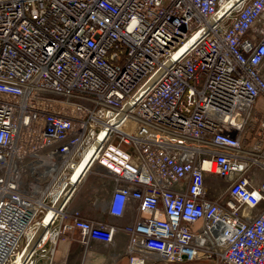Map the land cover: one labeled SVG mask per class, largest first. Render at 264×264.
<instances>
[{
  "label": "built area",
  "instance_id": "2783aa9c",
  "mask_svg": "<svg viewBox=\"0 0 264 264\" xmlns=\"http://www.w3.org/2000/svg\"><path fill=\"white\" fill-rule=\"evenodd\" d=\"M225 1L0 0V264L75 231L124 233L130 264H264V0ZM82 160L98 220L59 198Z\"/></svg>",
  "mask_w": 264,
  "mask_h": 264
},
{
  "label": "crops",
  "instance_id": "0c3cea01",
  "mask_svg": "<svg viewBox=\"0 0 264 264\" xmlns=\"http://www.w3.org/2000/svg\"><path fill=\"white\" fill-rule=\"evenodd\" d=\"M105 177L98 170L92 169L86 172L74 185L66 201L67 208H77L85 218L98 220L99 209L96 205L95 194L100 192ZM134 201L126 207L123 215L119 217H107L108 222L125 224L133 221L135 215ZM141 215H145L144 213ZM66 245L57 248L54 254L53 264H130L128 255L125 253L127 237L124 233L118 232L109 243L95 239L89 240L86 244L79 241L78 232L73 233V239L67 240ZM45 258H38L37 264H46ZM145 264H162L159 261ZM168 264H214V259L201 258L193 261Z\"/></svg>",
  "mask_w": 264,
  "mask_h": 264
},
{
  "label": "bare ground",
  "instance_id": "6f19581e",
  "mask_svg": "<svg viewBox=\"0 0 264 264\" xmlns=\"http://www.w3.org/2000/svg\"><path fill=\"white\" fill-rule=\"evenodd\" d=\"M84 165H85L84 160H82L80 163L75 165L74 171L69 176L71 182L76 183V181L80 178L82 171L84 169ZM37 234L38 232L33 234L32 237L29 239L26 247L22 250V252L18 253L17 258L15 260V264H22L23 259L31 252L32 248L34 247Z\"/></svg>",
  "mask_w": 264,
  "mask_h": 264
},
{
  "label": "water",
  "instance_id": "95a60500",
  "mask_svg": "<svg viewBox=\"0 0 264 264\" xmlns=\"http://www.w3.org/2000/svg\"><path fill=\"white\" fill-rule=\"evenodd\" d=\"M243 0H226L219 8L216 14L214 15V19H220L223 16H225L228 12L234 10L237 8V6L242 2ZM73 182L70 180L65 182L63 188L61 189L60 192V199H63L68 195V193L71 191L73 188Z\"/></svg>",
  "mask_w": 264,
  "mask_h": 264
},
{
  "label": "rangeland",
  "instance_id": "374dc122",
  "mask_svg": "<svg viewBox=\"0 0 264 264\" xmlns=\"http://www.w3.org/2000/svg\"><path fill=\"white\" fill-rule=\"evenodd\" d=\"M259 106H260V107H264L263 103H261V104L259 103ZM211 180H212V182H216V181H217V179H215L213 176H211L210 179H209V177H208V178H207V184H208V185L211 184ZM219 180H220V179H219ZM218 182H219V181H218ZM221 183H222V181H221Z\"/></svg>",
  "mask_w": 264,
  "mask_h": 264
}]
</instances>
